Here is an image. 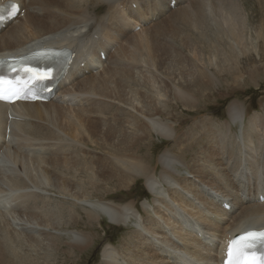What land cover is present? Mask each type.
<instances>
[{
	"label": "bare ground",
	"instance_id": "obj_1",
	"mask_svg": "<svg viewBox=\"0 0 264 264\" xmlns=\"http://www.w3.org/2000/svg\"><path fill=\"white\" fill-rule=\"evenodd\" d=\"M6 1L9 0H0V4ZM11 1L17 3L19 11L0 24V56L23 53L39 46H65L74 55L54 95L48 100L0 101V264H33L34 257L24 251L29 246L34 251H44L45 256L52 254L47 248L59 250L63 243L60 235L63 227L70 235L67 245L72 249L80 252L92 245L95 238L90 232L79 231L76 226L78 203L92 198L91 193L96 191V183H99L96 182L97 169L101 165L94 159L96 157L90 158L84 148L88 146V141L93 142L92 134L107 131L104 128L107 126L100 127L98 121L103 120V116H98L106 115L113 108L115 113L123 111L120 104L127 107L124 110L131 120H126L123 125L128 123L132 130H140L142 137L145 132L154 130L179 148L184 149L181 144L185 142L187 150L193 151L188 162V153L174 154L167 150L158 156V163L149 154H137L140 150L136 149L131 152L122 149V155L113 156L112 163L123 169L125 179L130 181L140 176L147 189L146 195L157 204L152 206L156 217L149 216L146 208H139L133 202L120 203L108 199L110 203L83 204L90 227L97 221L98 211H101L110 224L120 228L129 221L131 209L136 208L140 219L135 220L143 224L146 234L153 236L141 231L133 232V236L127 237L130 242L125 241L119 247L105 243L108 247L104 246L101 250L105 264H221L226 243L232 236L247 228L264 227L262 115H254L249 127L241 128L239 136L233 133L231 125L245 113L238 101L228 105L229 120L223 122L205 117L201 121L194 120L192 125L181 130L174 124L155 119L163 115L158 104L166 106L171 95L189 108L207 95L200 91L198 96L196 91L190 92L183 82L177 81L174 72L177 62H186L191 70L188 74L190 79L194 74L206 76L208 73L217 78L209 72L207 65L218 66L221 61L228 60L229 56L219 43L220 35L230 40L232 48L241 50L242 42L246 41L247 24L236 0H195L189 6L180 8L178 0ZM88 1L93 5L87 4ZM170 1L177 3L176 12L166 13L170 11ZM20 10L22 13L19 14ZM46 11L49 13L44 16ZM160 16L163 20L156 24ZM174 16L193 24L199 32L200 28L211 27L220 35L209 46L211 54L206 57L201 53L205 45L198 39V42L191 43L193 36L188 33L180 43L183 50L179 49L178 53L169 50L167 54L171 59L182 55L178 57L179 61H168L171 62L169 67L165 62L168 68L161 71L163 58L158 62L155 58L160 57H156V51L149 52L146 30L156 28L168 19L172 21ZM147 21L150 25L139 27L136 34L131 33L128 37L124 34L128 28H134L138 23L144 25ZM123 34L127 37L125 42L131 46L130 50H120ZM111 50L115 56L114 66L111 64L102 72L95 70V65L102 61L100 54H105L102 62H109ZM171 67L173 71L168 70ZM133 69L138 70V76ZM88 71V75L84 76ZM140 77L143 79V90H140ZM64 95L68 98L64 99ZM144 95L153 97L145 101L142 100ZM186 111L190 114L205 112L201 107ZM179 121L180 124L184 122L182 119ZM33 151L39 154L35 155ZM177 165L189 175L178 174L176 171L180 169ZM232 175H236L240 182H236ZM46 185L61 194L70 195L72 200L52 201L47 195L32 189ZM127 186L128 183L121 185ZM10 200L15 201L14 205L9 204ZM4 206L12 207V218L18 223L12 224L5 216ZM34 226H37L36 231ZM165 252L174 261L166 258L163 255Z\"/></svg>",
	"mask_w": 264,
	"mask_h": 264
},
{
	"label": "rangeland",
	"instance_id": "obj_2",
	"mask_svg": "<svg viewBox=\"0 0 264 264\" xmlns=\"http://www.w3.org/2000/svg\"><path fill=\"white\" fill-rule=\"evenodd\" d=\"M178 1L181 2L180 6H178V8H180L181 6L182 7L189 6L195 0H189V1L188 0L187 1L186 0H178ZM236 2H238V6L240 8V11L244 14V20L246 21V24H247L246 29H245V31H246V39L245 40L246 41L242 42L241 50L232 48L229 45L230 40L227 39L225 36L223 37L222 35H220V33H218L214 28H211V27H208L206 29L200 28V32H202V33H200L199 30H196L193 27V24L191 25V23L189 24V23H187V21L180 20L182 18L179 16H177V17L174 16L175 19H172V21H174V22H172L168 19L167 22L161 23L160 25H158V27H156V28L149 27L146 30V41L148 44L149 52H152V51L155 52L156 51L155 52V55L157 53L156 57L157 56L160 57V59L155 58L158 62H160V60L163 58L162 59L163 60L162 65L163 66L160 64L161 65L160 68L163 69V70L160 69L161 71L167 70V68L169 67V64L172 62V60H173V62H175V59L177 61H179L178 60L180 58L179 56H182V55H177L176 58L173 57L175 59H171L172 57H170V56L168 57L167 54L169 53V50L172 51L173 53L180 52L179 49H182L180 47V43L182 42V39H184L188 35V33H189L190 37L193 36L190 40L191 43L192 42L196 43L199 40V42H201L205 45L204 50L201 51V53L206 55V57L211 54V52H210L211 49H209V46L212 45L214 43L216 37H218L220 35V42L219 43L221 46L224 47L225 52L229 56L228 60L225 59L224 61H221L218 66H215V65L209 66V64L207 63L208 64L207 67L209 69V72H213L215 74V76H217V78H212L210 75H208L209 74L208 73L206 76L205 75L199 76L197 74H194L193 76H191V79H190V77H188L190 75H188V74H189V71H191V70L185 65V63H186L185 61H183L182 64H181V62H177V65L176 64H175V66L173 65L174 66V72L176 75L175 77H176L177 81L180 80L181 83L183 82L184 87L185 88L188 87L187 89L190 92H192L194 90L193 91V93H194L196 91L195 93L198 96L200 95V91H204L205 95L206 94L207 95L205 98H203V97L200 98V100H198L195 103L197 105H195L193 108L183 106L178 99L174 98V96L171 95V97H170L171 101L168 100L166 106L162 107V105H163L162 103H161V105L158 104L159 108H161L163 115H162V117L156 116L155 117L156 120H160V121H162L166 124H169V125L174 124L177 128H179V129L182 128L181 130H183V129L185 130L186 128H188V126L192 125L194 120H196V121L200 120L201 121L205 117L213 118L215 121L217 120V122H220V121L223 122V121L229 120L228 114H227L228 105L233 101H238L241 104V107L245 109V113L238 120H236L234 123H231V125L233 128V133L235 134V132H236L235 135L239 136L240 132H241V128L247 127V126L249 127L251 120H252L254 115H262L264 117V0H236ZM87 4L93 5L92 3L90 4L89 1L87 2ZM176 4H177L176 2L170 1L169 2L170 11H167L166 13H170L173 10L175 11L176 10L175 9ZM234 8H236V7H234ZM20 13H22V10L20 11ZM47 13H49V11L48 12L46 11L45 13H43V15L44 14L47 15ZM77 15L80 16V13H77ZM162 16H160V18H158L155 21L156 24H157V22L159 23L160 21L163 20L164 16L163 17ZM153 17H155V16H153ZM206 18L208 19L207 16H206ZM207 22L209 24H211L210 21L207 20ZM148 25H150V21L145 22L144 25H140L138 23V24H136V26H134V28L133 27L128 28L124 32V34L127 35V37L131 33L136 34V32L139 31V27L144 28L145 26H148ZM212 25L213 24H211L210 26H212ZM212 27H214V25ZM174 28H177V29H174ZM210 28H211V30H210ZM81 29H82V27H81ZM81 29H79V30H81ZM172 33H173V35H171ZM178 33H179V35H178ZM124 34H123V38L121 40L122 42L123 41L124 42L122 43L120 41V43L122 44L120 50H123V49L130 50L131 46H129L130 44L125 42L127 37ZM193 38H195L194 39L195 41L193 40ZM115 48L119 49V47L117 45H115ZM154 48H156V49L153 50ZM163 49H165L166 51ZM112 50H111V56H110L111 60L109 59V62H106L107 64L105 62H102V61H104V58H105V54H102L101 55L102 57L100 56L102 61H101V63H98L95 65V67H96L95 70H97L98 72H102V70H104L106 67H110L111 64H113L112 66H114L113 62H115L114 61L115 56H114V54H112ZM184 51H185V49H184ZM159 53H161L162 55ZM123 57L126 59V56L123 55ZM166 58H168V59H166ZM168 61H171V62H168ZM165 62L168 65V67H165L166 66ZM81 66H82V64H81ZM82 68H84V66ZM84 70H87V69H84ZM134 70L135 69H133V71ZM168 70L173 71V67L169 68ZM137 71L138 70L136 69L135 70L136 76H138ZM186 71H187V73H185ZM88 73H89V71L87 73L85 72L84 76H87ZM93 74H95V73H93ZM181 75L183 78L181 77ZM202 77H204V78H202ZM141 79H142V77H140V85H141L140 90H143L144 86H142L143 83L141 82L143 79L142 80ZM176 79H175V81H176ZM209 79H211V80H209ZM195 81H198V82H195ZM210 81H211V83H210ZM187 82L190 85L192 83V85L191 86L188 85ZM195 83H196V85H195ZM204 84H205V86H204ZM206 84H208V87H206L207 86ZM199 88H201V90ZM197 90H199V91H197ZM147 96L148 95H146V96L144 95L142 100L145 99V101H147L153 97V95H149V97H147ZM64 97H65L64 99L68 98V96H66V95H64ZM59 98H61V97H59ZM113 102H115V101H113ZM79 103L81 104L82 101H79ZM172 105H174V106L172 107ZM120 106L123 108L124 113H123V111L118 110L117 113L119 112V114H117V113H115L116 112L115 110L113 111V109H114L113 108L112 111L108 112V113H112L111 115H113V116H111L108 113H106V115H108V116H106V115L98 116L100 118L103 116V118H102L103 120L98 119V121L100 123V127H102L103 125L107 126V128L103 126L105 129H107V131H105V129H102L103 128L102 127L101 129L103 131H105V133L99 132L97 134H92L91 140L93 142L88 141V146L84 148L86 150L87 154L90 156V158L96 157L94 159H97L99 161V164L101 165V167H99V170L97 169L98 176H97L96 182H99V183L95 182L96 183V186H95L96 191H93L94 192L93 194L91 193L92 198L91 199L87 198L86 200L82 199L78 203V206L80 204V206L78 207L79 218H77L78 222H77L76 226H78L79 231H82V232L89 231L90 234L95 238V241H93L92 245L89 246V248L85 249L84 251L79 252L77 249L76 250L72 249L71 247H69L67 245L68 241H69L68 236H70V235H68V233H67V228L63 227L64 230L60 231L61 232L60 235L63 238L62 239L63 243L60 245L59 250L54 251L51 248H47V249H50V251H52V254H47L46 256L44 255V251L39 250V249H38V251H34V249L30 248V246L24 250L34 257L35 260L33 261V264H37V261L39 264H51V263H53V264H105L104 260L101 256V250L103 249L104 246L108 247V245H106L107 243H110L113 245L116 244L115 246L119 247L125 241L130 242V240L128 238H129V236H133L135 232L141 231L142 233H145V234L147 233L142 228L143 224L142 223L139 224V221L137 219L135 220V218L140 219V214L137 212L136 208L131 209V211L129 213L132 216L130 215L129 221L126 224L122 225V227H120V228L116 227L115 225L110 224L106 215L104 213H102L101 211H98V219H97V221L92 223V227H90L89 224H87L88 221L85 218L86 216H85L84 205H91L93 203H97V204H99V203H102V204L103 203H110L111 200H114V201L120 202V203L121 202H133L139 208L140 207L146 208L149 216L156 217V215H154L152 212V206H155L157 203L152 202L148 198V196L146 195L145 192H147V189H146V186H145V183L143 182V180L140 179V176L134 178L135 180L130 179V181H131L130 182V181H128V179H125L126 177L123 176L125 174V173L123 174V172H122L123 169L120 168L118 165H114L112 163L113 156L118 157L119 155H122V153H123L122 149H124V150L127 149V152H131L133 150L134 151L140 150L137 154H139V155H140V153H142L143 155L149 154V157H152L153 159H155L156 162H157L158 156H160V154H162L166 150L174 152V154L188 153V157L186 158V162H188L189 159L191 158L192 155H190V154H192L193 150H191L189 148H188L189 150H187V146L185 144H183L185 142H182V144H181V145H184V149H183V147L179 148V146L177 144H173L172 140H170L169 138H167V140H166V137L161 135L159 132L152 130L150 133H148V132H145L146 130L144 129V132L146 134H148V136L144 133V135H143L144 138H143L142 137L143 133H141L140 130H136V129H135L136 131L132 130V128H131L132 126H130L128 123H125L126 125L124 124L125 125L124 126L123 123L126 120H129V121H131V120H130V117L128 115V112L126 110H124V108H127V107L124 106L123 104H120ZM197 107H201V109H204L205 112L190 114L188 111H186L187 109L189 111L194 110ZM128 110H131L133 113H135L131 108H128ZM120 112H121V116H120ZM117 116L119 118H117ZM127 116L129 117V119L127 118ZM104 118H105V120H104ZM95 119L96 118H94V120ZM179 119L184 120L183 124H180ZM119 120H121L122 122ZM116 121H117V123H116ZM115 125L118 127H116ZM111 128H113V129H111ZM133 129H134V127H133ZM7 131L8 130H6V132ZM133 131H135V132H133ZM109 132H111V133L107 134ZM118 132H120V134H118ZM122 133H123V136L121 137L120 135H122ZM252 135H254V132H252ZM6 136H7V134H6ZM102 136L106 139H104ZM139 136H141V137L139 138ZM115 138H117L118 140ZM134 138H137L138 141L135 140ZM206 138L207 137H203V139H206ZM128 139L129 140L131 139V140L129 141ZM105 140L108 142H105ZM125 141H127L125 143L126 145L124 144ZM127 143L129 145H127ZM114 144L115 145L117 144L118 146L116 145V147H115ZM120 145H123L124 148H123V146L120 147ZM118 147H120L121 149ZM106 152H108V155L106 154ZM33 153L35 155L39 154V152H37V151H33ZM178 168L181 171V172L179 171L180 173L178 171H176L178 174H180L182 176H186V175L188 176L189 175L183 170V168L181 166H178ZM117 171H118V173H117ZM99 175L102 178H100ZM116 175H118V176H116ZM232 178L235 181L237 180L236 182H240V179L236 175H234V176L232 175ZM123 183H128V185H129V186H127L128 188L127 187H121V185ZM32 189L36 190L37 192H39L43 195H47L48 197L51 198L52 201H56V200L70 201V200H72V197L70 195L61 194L55 188H53L50 185H46L40 189H36V188H32ZM103 197L104 198L106 197V199H102ZM108 199H111V200H108ZM14 203H15V201L13 202L12 200H10V202H9L10 205L11 204L14 205ZM3 211L6 214L5 216L7 218H9V220L11 221L12 224L18 223L17 219H15L14 217L12 218V213H11L12 207L9 208V207L4 206ZM148 214H146L145 216H147ZM226 225H228V224H226ZM30 227L32 228V225H30ZM33 228L35 229L34 231L37 230V226H34ZM46 230H49V231L54 232V233L58 232V231H55V230L49 229V228H47ZM146 235H149V234H146ZM150 237H153V236H150ZM126 252L127 253L130 252V250L126 251ZM163 255L166 258H168L171 262L174 261L169 256V253L165 252Z\"/></svg>",
	"mask_w": 264,
	"mask_h": 264
},
{
	"label": "snow or ice",
	"instance_id": "obj_3",
	"mask_svg": "<svg viewBox=\"0 0 264 264\" xmlns=\"http://www.w3.org/2000/svg\"><path fill=\"white\" fill-rule=\"evenodd\" d=\"M17 5L11 0L7 5V15H16ZM5 10L4 5L0 4V11ZM0 19H3L0 16ZM38 55V54H33ZM3 61L0 60V63ZM10 70L15 71V68ZM23 71L27 75L25 85L20 86L18 81L9 80L0 76V100L14 101L16 99L29 98L26 92L27 84H35L38 81L51 78L53 69L38 70L29 66H23ZM34 98V97H33ZM222 264H264V227L260 229L247 228L238 236L229 239L224 250Z\"/></svg>",
	"mask_w": 264,
	"mask_h": 264
}]
</instances>
